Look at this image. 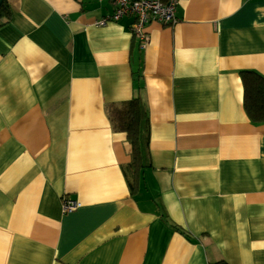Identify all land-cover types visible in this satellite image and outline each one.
Listing matches in <instances>:
<instances>
[{
	"label": "crops",
	"instance_id": "1",
	"mask_svg": "<svg viewBox=\"0 0 264 264\" xmlns=\"http://www.w3.org/2000/svg\"><path fill=\"white\" fill-rule=\"evenodd\" d=\"M6 1L0 264H264V124L240 76H264V0H182L145 47L131 18L97 25L101 0ZM136 96L152 166L132 195L108 108Z\"/></svg>",
	"mask_w": 264,
	"mask_h": 264
},
{
	"label": "trees",
	"instance_id": "2",
	"mask_svg": "<svg viewBox=\"0 0 264 264\" xmlns=\"http://www.w3.org/2000/svg\"><path fill=\"white\" fill-rule=\"evenodd\" d=\"M10 16V8L4 0L0 6V26ZM240 76L244 88L245 113L252 123L264 124V76L250 70L241 72ZM108 115L112 129L126 134L127 142L131 146V159L123 166V171L131 194L136 195L144 170L152 166L151 120L148 108L142 98L136 96L126 102L109 106ZM214 264L228 263L220 261Z\"/></svg>",
	"mask_w": 264,
	"mask_h": 264
},
{
	"label": "built area",
	"instance_id": "3",
	"mask_svg": "<svg viewBox=\"0 0 264 264\" xmlns=\"http://www.w3.org/2000/svg\"><path fill=\"white\" fill-rule=\"evenodd\" d=\"M182 0H101L113 8L107 18L97 22L100 27L109 22H118L123 18H131L130 30L140 41L141 46L149 44L147 28L151 24L174 26L179 22L177 10ZM82 207V203L69 197H64L63 213H73Z\"/></svg>",
	"mask_w": 264,
	"mask_h": 264
},
{
	"label": "water",
	"instance_id": "4",
	"mask_svg": "<svg viewBox=\"0 0 264 264\" xmlns=\"http://www.w3.org/2000/svg\"><path fill=\"white\" fill-rule=\"evenodd\" d=\"M3 1H4V0H0V6H1V4L3 3Z\"/></svg>",
	"mask_w": 264,
	"mask_h": 264
}]
</instances>
